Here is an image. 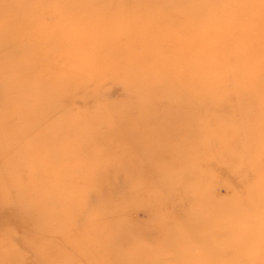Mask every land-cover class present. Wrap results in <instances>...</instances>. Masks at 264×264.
I'll list each match as a JSON object with an SVG mask.
<instances>
[{"label":"rangeland","instance_id":"rangeland-1","mask_svg":"<svg viewBox=\"0 0 264 264\" xmlns=\"http://www.w3.org/2000/svg\"><path fill=\"white\" fill-rule=\"evenodd\" d=\"M44 7L51 11L46 17ZM15 15L0 7V264L93 261L63 256L85 223L68 216L71 224L65 223L66 202L85 187L76 178L66 184L64 151L36 157L18 151L15 70L33 66V76L50 87L58 75L75 74L63 70L68 63L85 60L74 71L99 73L110 68L90 64L104 57L135 56L130 62L137 67L139 57L152 55L171 61L153 66L147 60L133 87L104 74L70 92L74 111L100 109L115 122L129 121V137L119 144L128 151L105 163L120 169L99 189L89 188L88 199L116 191L122 202L103 225L111 220L130 228L132 237L96 261L264 264V0H34V44L21 54L13 41ZM190 55L193 75L170 64ZM38 58L44 60L30 66ZM20 188L26 192L16 201ZM34 188L33 197L45 190L51 201L21 224L18 213L31 206ZM31 239L36 247H27ZM46 243L55 253L45 255Z\"/></svg>","mask_w":264,"mask_h":264},{"label":"bare ground","instance_id":"bare-ground-1","mask_svg":"<svg viewBox=\"0 0 264 264\" xmlns=\"http://www.w3.org/2000/svg\"><path fill=\"white\" fill-rule=\"evenodd\" d=\"M0 7L10 8L16 11L14 23L12 24L14 25L13 41L16 42V50L21 54L23 49H27V47L31 48L32 44H34L35 34L34 25L32 23V21L34 22V0H1ZM44 8L45 9L42 13L46 17L48 16V12L51 13V11L49 7ZM1 26V29H3V21L0 22V27ZM148 45L149 44H143L140 45V47L144 50H149L150 48H146ZM131 58L133 60L132 62H134L137 57H104V62L94 61L93 64H90L91 66L105 65V67L110 68V71L101 70L99 73H95V71L93 73L74 71L73 68H78L77 65L84 66V64H87L85 60H79L75 65H73V63H68V67H71L68 68L64 65L65 67L63 70L68 69L67 71L75 74L72 75L67 73L58 75L59 77L57 76L52 79L53 84L55 85H50V87H47L48 85H46L48 82L36 79L30 72L33 67L31 65L38 64L39 61L44 60V58H38V60L35 59V63L30 64L31 67L23 64L15 70L16 74L14 75L17 78V86L19 87L18 96L15 99L16 104H18V110L15 115V134L16 137L19 138L18 151H34L35 157L38 151H64L63 164L64 171L66 172V184H71L69 181L76 178L79 183H83L85 187L84 189H79L74 192L71 198L66 202L67 214H65L64 218L68 216L69 219H85V223L82 224L80 230L77 231L78 242L75 243V246L70 247L65 244V248H71L64 252L63 256H65L67 260H81L84 257H89L90 259H93L91 264H108L105 261L96 260H98L104 253L114 249L120 241L128 242L132 237V235L131 237L129 236L132 232L130 228H116L119 225L114 224L111 220H109L106 225H103L105 219H111V215L117 213V205L122 202L116 200V191L112 190L109 198L106 197L107 199L105 198V195L97 196L98 200L93 202H90L88 199V192L90 193V190H88L89 188L99 189L102 183L109 181L110 178L115 175L114 172L120 169L119 166L111 167L105 163L106 159L115 158L116 151L121 155L122 151H128L126 146H121L119 144H122L123 142V135L129 137V121L119 120L115 122L112 120V116L115 115H108L100 109L90 112L88 110L74 111L70 108V97L73 96L70 92L74 89H78V87L79 89H83V87H86V82L92 80V78L97 76L101 77L104 74L112 76L116 75L119 76L117 80L124 85L133 87L136 80H143L142 78L146 73L138 72V68L146 66L147 60L151 61L150 65L153 66H164L167 64L166 61H171V58L161 55H152L150 57L141 56L139 57V66L133 67L131 64L132 62H130ZM194 63L196 62L193 55H190L187 57H172V63L170 64H174L180 68L179 71L181 72L186 71L193 75V68L197 66H195ZM36 67H34V69H36ZM117 67H120V70L112 71ZM142 85L148 86L149 84L142 83ZM53 90L56 91L53 92ZM58 108L62 109L57 110ZM126 108V112L129 113L130 106H126ZM96 116H99V119H95L94 117ZM42 119L43 121L41 122ZM38 120H40L39 124H37ZM84 140L91 143L89 148L85 147L83 143ZM21 145L23 146L21 147ZM84 148L89 151H96L94 156L99 161L94 162L95 160L94 158H91L92 156L90 154H84L86 152ZM52 156V154L47 153V160L49 161ZM122 158L124 157L122 156ZM94 163L97 168H93ZM34 178L39 182L40 178L38 179L33 176L31 180ZM44 186L46 190L47 186ZM37 190L38 188H34V190H31L29 193L32 198L31 206L24 205L23 209L19 208L21 209L18 213L21 224H28L30 220L37 216L38 211H43L51 201V199L47 197L49 192H46L45 190L41 195H35L33 197L32 194ZM19 191L20 194L18 193L19 195H17L16 201H22L24 198L23 195H25L26 192L23 188H20ZM21 194L22 196H20ZM75 199L81 200V203L76 202ZM76 206H78V209ZM92 217L94 218L92 219ZM65 223L66 226L67 223L69 225L71 224L70 220L67 222L66 218ZM68 233L69 231L66 230L65 234H67V236ZM112 235L114 236L113 238ZM36 243V240L34 241L31 239L26 245L27 247H36ZM44 248L43 251L47 256L48 254L55 253L51 252L53 246L51 247V245L49 246L47 243ZM69 252L71 254H69ZM125 259V257H122L121 261L116 264H125ZM72 263L78 264L75 261H71L69 264Z\"/></svg>","mask_w":264,"mask_h":264}]
</instances>
